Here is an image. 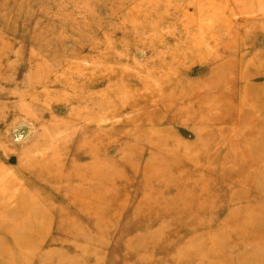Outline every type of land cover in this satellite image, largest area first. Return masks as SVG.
I'll return each instance as SVG.
<instances>
[{
    "label": "rangeland",
    "instance_id": "obj_1",
    "mask_svg": "<svg viewBox=\"0 0 264 264\" xmlns=\"http://www.w3.org/2000/svg\"><path fill=\"white\" fill-rule=\"evenodd\" d=\"M261 63L264 0H0V202L50 219L35 249L0 231L14 260L238 264L264 241V122L238 109Z\"/></svg>",
    "mask_w": 264,
    "mask_h": 264
},
{
    "label": "bare ground",
    "instance_id": "obj_2",
    "mask_svg": "<svg viewBox=\"0 0 264 264\" xmlns=\"http://www.w3.org/2000/svg\"><path fill=\"white\" fill-rule=\"evenodd\" d=\"M260 66L263 67L264 64L261 63L259 65V67ZM217 69H220V68H217ZM243 101H245V105H247L248 108H246L244 105V102L241 101L240 107L238 108L239 113L241 116H243V118L247 116L248 120H246V122H245V120H243L241 122L246 123V124L251 125V126L257 125L259 123V121L264 122V119L262 117L259 118V116L264 113V96L263 95L256 96V93L254 92V90L250 89V90H247L246 93H244ZM223 109H224V107L221 110H223ZM254 112H259V116L255 115ZM242 123H239V125H241ZM249 136L251 137L253 135H249ZM253 137H254L253 140L254 139L258 140L260 136L255 135ZM254 148H255V144H254ZM261 173H262V171L258 175L255 174V176L251 177V180H250V178H248L246 180V183L249 180L250 181L248 183L252 182L255 179V177H257V176H259L262 179L264 176L263 175L264 172L262 174ZM9 184L13 185V182L9 183ZM6 186H8V185H6ZM17 199L23 200L22 201L23 204L21 203V201H20V203L25 207L24 209H25V211H27V213L26 214L24 213L25 215L20 214L19 213L20 211L16 210L17 208L7 207L5 204L0 202V231L11 236L12 247L15 248V250H18L21 252V250H24V249H35L39 244V240L36 242H32V241L28 240L27 236L22 235V231H24V229H27L30 226H32L31 222H34L33 227H35L37 229L39 234H43L48 228L50 219L48 217V215H49L48 211L36 201L37 199L34 197V195L24 193V192H20L19 196H17L15 198V200H17ZM250 224L255 226L258 224V222L257 221L252 222V223L250 222ZM254 239L255 240L252 243L253 244L252 252L249 254H245L246 256L245 255H241V257L239 256L237 258L238 264H240V263L244 264L245 262H248V260L249 261H258L260 259L264 260V241L261 239L260 235L256 236ZM195 247H197V246H195ZM10 250H11L10 245H8V246L5 245L2 242V239H0V262L7 263V262H10L13 260V261H15V263L19 262V264H27V261L29 260L27 257L20 258L19 260H14V259H17V257L16 258L13 257L14 255L11 253Z\"/></svg>",
    "mask_w": 264,
    "mask_h": 264
}]
</instances>
